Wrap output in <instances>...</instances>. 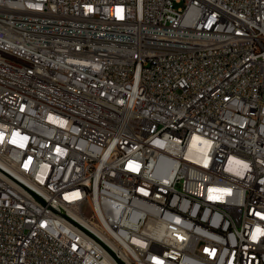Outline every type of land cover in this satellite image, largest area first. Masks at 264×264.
Here are the masks:
<instances>
[{"label":"built area","instance_id":"1","mask_svg":"<svg viewBox=\"0 0 264 264\" xmlns=\"http://www.w3.org/2000/svg\"><path fill=\"white\" fill-rule=\"evenodd\" d=\"M0 264H264V0H0Z\"/></svg>","mask_w":264,"mask_h":264},{"label":"rangeland","instance_id":"2","mask_svg":"<svg viewBox=\"0 0 264 264\" xmlns=\"http://www.w3.org/2000/svg\"><path fill=\"white\" fill-rule=\"evenodd\" d=\"M183 6V3L182 4H176V8H179V7H182Z\"/></svg>","mask_w":264,"mask_h":264}]
</instances>
